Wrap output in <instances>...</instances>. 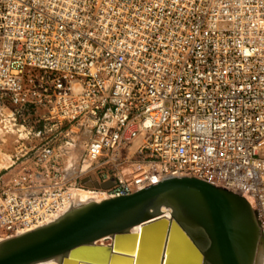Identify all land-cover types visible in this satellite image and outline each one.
I'll use <instances>...</instances> for the list:
<instances>
[{"label": "built area", "instance_id": "2783aa9c", "mask_svg": "<svg viewBox=\"0 0 264 264\" xmlns=\"http://www.w3.org/2000/svg\"><path fill=\"white\" fill-rule=\"evenodd\" d=\"M2 107L86 140L96 167L77 181L50 144L31 149L0 175V240L61 219L78 192L188 177L245 198L264 246V0H0Z\"/></svg>", "mask_w": 264, "mask_h": 264}, {"label": "water", "instance_id": "95a60500", "mask_svg": "<svg viewBox=\"0 0 264 264\" xmlns=\"http://www.w3.org/2000/svg\"><path fill=\"white\" fill-rule=\"evenodd\" d=\"M164 206L173 210L170 228L177 224L188 233L205 234L207 245L200 251L207 263L254 264L260 234L248 201L188 177L165 179L126 197L90 203L49 226L3 241L0 264H41L57 256L66 260L101 238L130 236L134 227L161 217ZM165 221L161 218L144 228Z\"/></svg>", "mask_w": 264, "mask_h": 264}, {"label": "bare ground", "instance_id": "6f19581e", "mask_svg": "<svg viewBox=\"0 0 264 264\" xmlns=\"http://www.w3.org/2000/svg\"><path fill=\"white\" fill-rule=\"evenodd\" d=\"M76 194L80 199L78 203L81 205L78 208L88 205H84V198L89 197L88 192ZM109 199L113 198L105 199L99 195L94 196L91 201L100 203ZM172 214V209L164 206L161 208V217L134 227L130 236L104 237L91 246L72 253L66 260L64 256H57L41 264H209L200 251L207 245L205 234L192 230L188 233L177 224H173L170 228ZM161 218L166 221L144 228L146 224L154 223ZM13 238L16 237L0 240V243ZM254 264H264V246L261 241L257 246Z\"/></svg>", "mask_w": 264, "mask_h": 264}, {"label": "rangeland", "instance_id": "374dc122", "mask_svg": "<svg viewBox=\"0 0 264 264\" xmlns=\"http://www.w3.org/2000/svg\"><path fill=\"white\" fill-rule=\"evenodd\" d=\"M52 134V128L40 121L36 112L21 108H0V175L18 172L28 164L26 155L31 149L50 144L65 164L67 172L74 173L73 179L79 181L82 177L84 181L89 172L85 170L96 167L95 163L86 159V140L54 139ZM29 168L37 172L33 163ZM76 168L77 171L73 172ZM91 172L94 171L90 170L89 173ZM86 187L85 190L92 188L90 185Z\"/></svg>", "mask_w": 264, "mask_h": 264}]
</instances>
